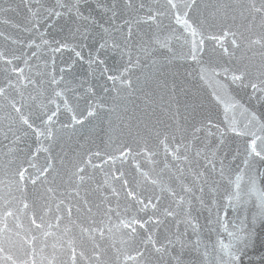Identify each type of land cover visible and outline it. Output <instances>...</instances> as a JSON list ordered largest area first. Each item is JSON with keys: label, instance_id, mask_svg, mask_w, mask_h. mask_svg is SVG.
<instances>
[{"label": "water", "instance_id": "1", "mask_svg": "<svg viewBox=\"0 0 264 264\" xmlns=\"http://www.w3.org/2000/svg\"><path fill=\"white\" fill-rule=\"evenodd\" d=\"M0 264H264V0H0Z\"/></svg>", "mask_w": 264, "mask_h": 264}]
</instances>
